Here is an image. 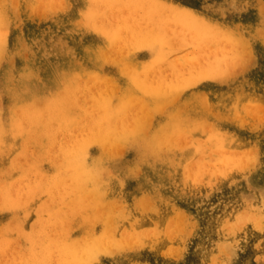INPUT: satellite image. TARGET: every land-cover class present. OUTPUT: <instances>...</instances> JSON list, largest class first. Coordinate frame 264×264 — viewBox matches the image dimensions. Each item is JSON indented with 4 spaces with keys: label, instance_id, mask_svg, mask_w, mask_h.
I'll use <instances>...</instances> for the list:
<instances>
[{
    "label": "rangeland",
    "instance_id": "1",
    "mask_svg": "<svg viewBox=\"0 0 264 264\" xmlns=\"http://www.w3.org/2000/svg\"><path fill=\"white\" fill-rule=\"evenodd\" d=\"M32 2L0 0V264H264V0Z\"/></svg>",
    "mask_w": 264,
    "mask_h": 264
},
{
    "label": "bare ground",
    "instance_id": "2",
    "mask_svg": "<svg viewBox=\"0 0 264 264\" xmlns=\"http://www.w3.org/2000/svg\"><path fill=\"white\" fill-rule=\"evenodd\" d=\"M184 2V1H183ZM15 3H18V5H19V7L20 8H22V7H24V11H23V20L24 21H27L28 19H29V16H30V11H29V6H33V2H32V0H10V3H9V6H7V8H8V14L10 13V11H11V7H13L14 6V4ZM221 12H222V10H221ZM127 14V13H126ZM125 14V15H126ZM213 15V14H212ZM224 16V15H223ZM128 19V18H127ZM233 22H235L234 21V19H233V17H232V15H230V17L229 18H227L226 19V21H224V22H222L223 24L222 25H225V23L226 24H232ZM9 23V24H8ZM8 23L6 24V30H5V32H6V34H5V36L6 37H11V38H13V35H15L16 36V34H18V33H16V30L14 29V24H13V19L12 20H10V19H8ZM13 26V27H12ZM249 27V26H248ZM250 28V27H249ZM101 30L102 29H97L96 30V39L94 40V38H95V36H90L89 38L87 37V36H85V40L83 41V36L80 34V38H78V39H76V41H78L79 42V40H80V44H79V47H80V54H81V57H82V61H84V66H85V69L87 68V67H94V66H96L98 63H100L101 61H102V63H105L106 62V60L108 59V57H113V53H112V55H111V52H112V47L111 46H109V45H107V43H106V37L107 36H105V32L103 33H101ZM89 32V31H88ZM88 32H87V34H88ZM91 32H94L93 30H91ZM15 33V34H14ZM257 33V32H256ZM1 34H3V29H2V27L0 26V35ZM87 37V38H86ZM114 42V41H113ZM121 50H122V44H121ZM0 49H6V42L4 41L3 42V45L0 47ZM70 51V50H69ZM142 51V50H141ZM110 52V54L108 55V53ZM116 51H115V49H114V53H115ZM15 46L14 45H10L9 46V50H7V55H12L13 57L15 56ZM145 53V52H144ZM180 53V52H179ZM137 54V53H136ZM146 55V54H145ZM115 56V55H114ZM71 63V67H72V62H70ZM28 64H18V66H17V69L19 68V70H23V72H21V75H22V80H21V84H22V88H23V95H24V102L26 103V104H28L29 106H30V101H29V97H30V90L33 88L32 86H33V83H32V80H31V75H29V73H25L24 72V69H27V68H29L28 66H27ZM7 67V66H6ZM97 67V66H96ZM108 67V66H107ZM2 69H6V68H2ZM108 69V68H107ZM109 71V70H108ZM152 71V70H151ZM75 72V70L73 71V73ZM0 73H2L3 74V76H4V73L1 71V68H0ZM63 75L66 77V80L68 81V77H69V74H70V70L69 69H66V71L63 69ZM8 74H9V72H8ZM71 74H72V71H71ZM219 74H217V77L216 78H214V84H218V80H217V78H219V76H218ZM33 77V76H32ZM64 77V78H65ZM73 77H74V74H73V76L71 77V81L70 82H68L69 83V88L71 87V85L74 87V84L75 83H73L74 81H75V78L73 79ZM15 78V77H14ZM85 78V77H84ZM220 78H221V73H220ZM9 79V78H8ZM87 78H85V80H84V83H85V85H84V87L86 88V84H88V80H86ZM13 80V79H12ZM172 80V79H171ZM264 80V60H262V63H261V68H260V73L258 74V76L257 77H255V79H254V81H253V84H259L260 82H262ZM8 81V80H7ZM20 82V80L19 79H17L16 78V81H15V84H17V83H19ZM71 83H73V84H71ZM90 84H88L87 85V87L89 86ZM95 85V84H94ZM167 85L169 86V87H171L170 86V84H169V82L167 83ZM173 85H174V83H173ZM261 85H262V83H261ZM60 86H62L63 88H65L66 87V84H65V80L62 82V83H60ZM75 86H77V87H79V88H76V90L77 91H80V90H82V88H80V86H82L81 84L80 85H75ZM168 87V88H169ZM175 87H177V86H175ZM89 88V87H88ZM192 88V87H191ZM90 90L92 89V88H89ZM133 89V88H132ZM34 91H35V89H34ZM81 92V91H80ZM85 92V91H84ZM82 93V92H81ZM264 94V93H263ZM13 95H15V94H13ZM13 95H11V96H13ZM31 95L34 97V98H38V99H40V101H41V93H38V94H35V93H33V92H31ZM135 96V95H134ZM140 96V95H139ZM144 96V95H143ZM214 96H215V98H214V100H216V99H218V96H217V94H216V92H214ZM15 98V96L12 98V99H14ZM162 98V97H161ZM124 99V98H123ZM139 99V98H138ZM114 100V99H113ZM17 101H18V99H17ZM139 101V100H138ZM45 102V101H44ZM111 102H113V101H111ZM119 103V102H118ZM203 103V102H202ZM111 104V103H110ZM130 104V103H129ZM145 104V103H144ZM219 104V102H218V100H217V105ZM12 106V105H11ZM10 106V107H11ZM16 106V105H15ZM9 107V108H10ZM43 107L45 108V110H46V103L43 105ZM13 108V107H12ZM210 108V107H209ZM205 108H204V104H203V109L201 110V112H203V110H204ZM159 111V110H158ZM208 111V110H207ZM210 111V110H209ZM26 112H27V110H26ZM122 112H123V110H122ZM10 113V112H9ZM14 115H17V114H19V110H17V109H14V111L12 112ZM120 113V112H119ZM118 113V114H119ZM11 114V113H10ZM118 114H115V116L116 115H118ZM11 116V115H10ZM13 116V115H12ZM79 116V115H78ZM253 116H255V115H253ZM13 118V117H12ZM109 118H111V117H109ZM155 118V117H154ZM73 119V118H72ZM11 120V119H10ZM70 120V119H69ZM75 121V120H74ZM71 124V123H70ZM145 125V124H144ZM36 126V125H35ZM39 126V125H38ZM11 128V127H10ZM13 128H15L14 126H13ZM12 128V129H13ZM157 129V128H156ZM14 130V129H13ZM153 130V129H152ZM158 130V129H157ZM156 130V131H157ZM15 131H16V129H15ZM14 131V132H15ZM155 131V130H154ZM9 132V131H8ZM13 132V131H12ZM11 132V133H12ZM17 132V131H16ZM11 133H9V134H11ZM131 133V132H130ZM133 133V132H132ZM155 133V132H154ZM5 134V133H4ZM122 134H123V132H122ZM135 134H136V132H135ZM14 137V136H13ZM12 136H10V139L11 138H13ZM15 138V137H14ZM13 138V139H14ZM64 138V137H63ZM129 140H130V138H128ZM6 140H7V136H6ZM12 141V140H11ZM136 141V140H135ZM2 142V141H1ZM63 142V141H62ZM10 143H12V142H10ZM4 144V143H3ZM135 146V145H134ZM13 150V149H12ZM171 151V150H170ZM9 155V154H8ZM67 155H69V152L67 151ZM70 155H72V161H73V166L74 167H72L71 169L73 170V173H74V171H75V173H77L78 172V166L76 165V159H75V147H73L72 148V154H70ZM69 157V156H68ZM165 157V156H164ZM168 157V156H167ZM13 158V157H12ZM166 159V158H165ZM264 161V160H263ZM262 161V162H263ZM6 162V161H5ZM10 162V161H9ZM92 163H90V165H91ZM154 164V163H153ZM153 164H152V166H153ZM2 165V164H1ZM4 165V164H3ZM89 164H88V166H90ZM255 165V164H254ZM258 165V164H257ZM77 166V167H76ZM109 166V165H108ZM116 166V165H115ZM119 166V165H118ZM151 166V167H152ZM169 166V165H168ZM120 167V166H119ZM262 167V166H261ZM91 169H93L92 168V166L90 167ZM113 168H114V166H113ZM155 168L156 167H152V169H150V172L151 173H154V170H155ZM76 169V170H75ZM95 169V168H94ZM181 169V168H180ZM180 171V170H179ZM180 176V175H179ZM257 177H258V180H260V181H263L264 182V169L263 170H260V173L257 175ZM133 179V178H132ZM112 181V180H111ZM260 181H259V183H260ZM125 184V183H124ZM98 186V185H97ZM114 186V185H113ZM114 189V188H113ZM152 189V188H151ZM175 190V189H174ZM175 192H177V191H175ZM160 193V192H159ZM158 193V194H159ZM136 197V196H135ZM164 198V197H163ZM166 198H168V197H166ZM189 199V198H188ZM166 201V200H165ZM129 202V201H128ZM185 203V202H184ZM188 204V203H187ZM133 205V204H132ZM165 205V204H164ZM104 206V205H103ZM193 206V205H192ZM34 207V206H33ZM105 207V206H104ZM128 207V206H127ZM165 207V206H164ZM186 207V206H185ZM198 208V207H197ZM207 208V207H206ZM134 209V208H133ZM132 209V210H133ZM136 210V209H135ZM187 210V209H186ZM189 210V209H188ZM199 210V209H198ZM197 210V211H198ZM139 211V210H138ZM197 211H195V214H196V212ZM127 212H128V209H127ZM130 212V211H129ZM136 212V211H135ZM183 212V211H182ZM192 212V211H191ZM161 213V212H160ZM2 214V213H1ZM127 214V213H126ZM33 215V214H32ZM128 215V214H127ZM173 215H175V214H173ZM194 215V214H193ZM192 215V216H193ZM125 217V216H124ZM130 217V216H129ZM204 218V217H203ZM195 221V220H194ZM217 221H219L218 219H215L214 221H213V218L211 217L206 223H205V234L207 235V236H211V235H215L216 233H215V231H216V228L214 227L215 226V224L214 223H216ZM197 222V221H196ZM212 222H214V223H212ZM126 223H128V222H126ZM123 225V224H122ZM120 226V225H119ZM24 229H25V227H23ZM155 228V227H154ZM198 238V237H197ZM198 240H199V238H198ZM107 247V246H106ZM196 247V246H195ZM116 249V248H115ZM196 251V250H195ZM110 251H108V253H109ZM119 252V251H118ZM101 253V252H100ZM99 253V254H100ZM107 253V254H108ZM123 253V252H122ZM98 254V255H99ZM102 254V253H101ZM121 254V253H120ZM133 254V253H132ZM104 255V254H103ZM113 255V254H112ZM131 255V254H130ZM112 259V258H111ZM110 260V259H109ZM114 261V260H113ZM112 262V261H111ZM41 263V262H40ZM144 263V262H143ZM155 263V262H154ZM99 264V263H98Z\"/></svg>",
    "mask_w": 264,
    "mask_h": 264
}]
</instances>
